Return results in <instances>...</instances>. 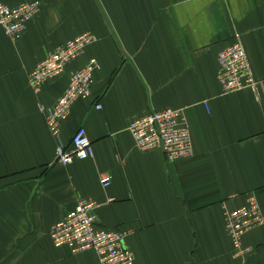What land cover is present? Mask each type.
Returning <instances> with one entry per match:
<instances>
[{
    "label": "crops",
    "instance_id": "crops-1",
    "mask_svg": "<svg viewBox=\"0 0 264 264\" xmlns=\"http://www.w3.org/2000/svg\"><path fill=\"white\" fill-rule=\"evenodd\" d=\"M40 4L18 39L0 28V264H98L92 250L74 253L49 236L83 196L99 202L97 224L126 232L133 264H264L262 227L243 235L253 246L244 257L233 255L224 227L225 210L251 193L264 216V0ZM87 31L97 40L85 54L34 91L28 73L37 61ZM237 33L257 94L221 93L217 53ZM91 56V94L73 102L59 138L67 144L82 125L93 154L59 164L39 105L51 106ZM161 107L183 109L190 157L168 162L134 144L129 120Z\"/></svg>",
    "mask_w": 264,
    "mask_h": 264
},
{
    "label": "built area",
    "instance_id": "built-area-1",
    "mask_svg": "<svg viewBox=\"0 0 264 264\" xmlns=\"http://www.w3.org/2000/svg\"><path fill=\"white\" fill-rule=\"evenodd\" d=\"M40 5V0L21 1L14 6L0 1V28L13 41L18 39L39 12ZM239 35H234V41L217 53L216 75L222 88L221 93L246 87L257 94L259 81L253 76ZM93 40H97L96 36L92 31H87L59 43L42 60L37 61L34 69L28 73L29 86L37 91L46 80L61 74L66 64L85 54L86 47ZM96 67L97 60L94 56L89 57L82 66L70 72L62 95L51 106L39 105L48 130L56 137L55 160L59 164L65 165L75 158H86L93 154L92 142L82 125L76 128L67 144L60 140L59 130L73 102L91 94L92 76ZM95 107L103 106L95 103ZM185 118L182 108L150 109L129 120L127 130L140 150L158 149L166 161L174 162L193 154L191 130ZM100 181L102 185H108L109 175L102 176ZM247 196L243 204L224 212V227L231 238L233 255L237 257H244L253 251V246L242 242L246 232L262 227L264 233V216L256 196L253 193ZM76 203L64 218L52 224L49 230L52 243L56 246L65 245L74 253L92 250L98 264H133L135 255L124 242L126 232L117 228H103L97 224L94 210L99 202L83 196Z\"/></svg>",
    "mask_w": 264,
    "mask_h": 264
},
{
    "label": "rangeland",
    "instance_id": "rangeland-1",
    "mask_svg": "<svg viewBox=\"0 0 264 264\" xmlns=\"http://www.w3.org/2000/svg\"><path fill=\"white\" fill-rule=\"evenodd\" d=\"M93 145V144H92ZM56 161V160H55ZM56 163H57V161H56Z\"/></svg>",
    "mask_w": 264,
    "mask_h": 264
}]
</instances>
